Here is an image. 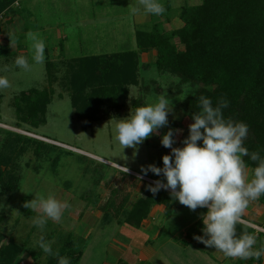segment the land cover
Masks as SVG:
<instances>
[{
  "label": "rangeland",
  "instance_id": "obj_1",
  "mask_svg": "<svg viewBox=\"0 0 264 264\" xmlns=\"http://www.w3.org/2000/svg\"><path fill=\"white\" fill-rule=\"evenodd\" d=\"M157 2L166 9L159 16L146 14L138 0H17L0 17V77H6L11 85L0 89V250L12 240L20 250L14 264H47L56 256L39 248L37 241L41 235L51 243L53 253H59L66 240L75 241L77 250L84 252L81 264H118L120 260L128 264L247 261L225 257L214 247L202 251L179 244L186 229L206 213L203 209L191 211L178 203L168 218L165 206H154L139 230L121 223L124 217L116 216L115 209L119 207V214L124 209L128 212L144 197L147 185L164 180L151 172L142 180L137 177L143 175L141 166L163 167L162 157L171 154V149L160 142L168 128L183 130L174 136L173 145L183 147L182 140L189 135L188 125L193 122L192 113L196 112L188 103L202 88L194 83H181L179 77L161 72L156 66L158 51H139L137 33L157 25L160 31L173 34L184 27L179 19L180 9L201 5L203 0ZM131 6L140 7V11L132 14ZM29 32L45 44L43 63L33 59ZM174 41L183 50L180 40ZM130 51L138 53L136 81L125 88L123 98L117 99L113 106L107 92L90 80L88 103L96 102L101 107L91 126L83 131L85 121L78 119L73 90L68 85L75 71L74 62L88 56ZM18 56L27 59L30 70L15 66ZM6 66L8 71L4 70ZM31 89L53 92L47 106V123L38 129L19 126V118L26 112H18L15 106V99ZM164 93L173 105L168 126L160 128L159 135L150 136L137 149H122L115 140L116 122L134 112L136 103L142 106L154 102ZM7 132L29 139L16 142L23 151L13 157L15 163H4L13 143ZM30 140L48 144L50 149H41ZM117 165L128 167L129 173L125 174ZM14 176H17L15 185L9 183ZM36 193L53 195L71 207L64 211L60 222L48 220L41 230L32 222L38 213L23 206ZM111 203L109 224L103 208ZM243 220L248 223L241 224L252 229L257 238L254 247L264 244V237L259 236L264 233V204L251 202Z\"/></svg>",
  "mask_w": 264,
  "mask_h": 264
},
{
  "label": "trees",
  "instance_id": "obj_2",
  "mask_svg": "<svg viewBox=\"0 0 264 264\" xmlns=\"http://www.w3.org/2000/svg\"><path fill=\"white\" fill-rule=\"evenodd\" d=\"M17 0H0V13H3ZM179 19L184 27L173 34L160 31L157 25L152 29L140 30L137 33L139 51H158L156 66L161 72H168L181 79V83H194L202 88L188 104L194 111H199L197 97L204 95L211 99L213 106L223 98L228 107L224 108L225 119L243 122L248 126V136L244 146L251 152H258L264 158V0H203L198 6H184L179 11ZM175 38L180 40L184 47L179 50ZM137 51L119 52L112 55L88 56L74 62L75 71L71 76L70 88L73 90V106L77 108L78 119L86 131L95 114L99 113L100 104L88 103L86 94L90 80L106 91V97L113 106L117 99L123 98L125 88L136 81ZM73 65V62H72ZM52 72L49 65L48 73ZM53 92L31 89L21 93L15 99L18 112H26L19 118L20 124L38 129L46 125L47 106L51 103ZM136 107L141 103H136ZM194 107V108H193ZM9 133V132H7ZM13 138L10 143L8 156L4 163H15L14 156L23 151L16 142H26L28 138L19 134H8ZM47 139V137H44ZM41 149H50V145L37 140ZM2 156L0 155V159ZM246 165L253 169L258 162L244 157ZM10 165V164H9ZM15 185L17 176L11 178ZM145 197V198H144ZM128 212L126 209L116 216L124 217L121 223L136 230L141 229L142 223L147 220L154 206L166 207V217L171 218L174 208L179 203L173 200L170 192L161 189L153 195L148 189ZM264 204V195L258 200ZM125 203V200H124ZM183 207V205H181ZM113 203L107 204L103 210L107 213L111 224V209ZM181 208V207H180ZM207 212L206 208H200ZM119 222V223H120ZM204 227L201 218L186 229V235L178 240L185 248L190 246L205 251L207 246L195 239L203 236ZM237 234L247 230L254 231L242 224L236 226ZM264 237V233H260ZM260 244L256 248H260ZM20 250L11 240L0 250V264H14L19 257ZM84 252L76 248V242L66 240L59 256L49 260L47 264H58L60 257L68 258L70 264H81ZM259 260L248 259L244 264H261ZM118 264H128L120 260Z\"/></svg>",
  "mask_w": 264,
  "mask_h": 264
},
{
  "label": "clouds",
  "instance_id": "obj_3",
  "mask_svg": "<svg viewBox=\"0 0 264 264\" xmlns=\"http://www.w3.org/2000/svg\"><path fill=\"white\" fill-rule=\"evenodd\" d=\"M138 3L146 14L159 16L166 10L157 0H138ZM130 11L137 14L140 7L131 6ZM28 37L33 41L34 61L43 63L44 42L31 32ZM14 63L19 68L30 70L23 56H18ZM4 70L8 71L7 66ZM10 86L6 77H0V89ZM197 100L199 111L192 113L193 122L188 125L189 135L182 140L183 147H173L176 143L174 136L183 130L168 128L160 142L163 147L171 149V154L162 157V168L155 164L141 166L143 175L137 180H142L149 172L163 176L164 180L158 179L147 185L153 195L163 189L170 191L173 200L191 211L206 208L207 212L201 215L204 235L194 238L207 247H214L228 258L259 260L264 256V245L254 247L256 236L247 230L238 235L236 226L241 223L247 225L248 222L243 220L246 209L264 195V158L258 152L249 153L244 146L248 126L224 118L222 110L229 103L226 99L221 98L216 106L204 95ZM172 112L173 105L164 93L156 101H148L136 107L128 117L119 119L115 124V140L122 149L135 150L150 136L159 135L160 128L168 126V116ZM244 157L258 162L251 171ZM117 166L125 174L130 171L126 166ZM23 206L38 213L32 222L41 230L48 220L60 222L64 211L71 207L53 195L45 197L40 193L25 201ZM37 243L44 253L59 256L58 252L53 253L51 243L43 235ZM58 264L70 262L68 258L60 257Z\"/></svg>",
  "mask_w": 264,
  "mask_h": 264
},
{
  "label": "crops",
  "instance_id": "obj_4",
  "mask_svg": "<svg viewBox=\"0 0 264 264\" xmlns=\"http://www.w3.org/2000/svg\"><path fill=\"white\" fill-rule=\"evenodd\" d=\"M16 2H17V1H16ZM16 2H15V3H16ZM15 3H14V4H15ZM14 4H13V5H14ZM16 4H17V3H16ZM13 5H12V6H13ZM4 12H5V11H4ZM4 12H3V13H0V17L4 14Z\"/></svg>",
  "mask_w": 264,
  "mask_h": 264
}]
</instances>
